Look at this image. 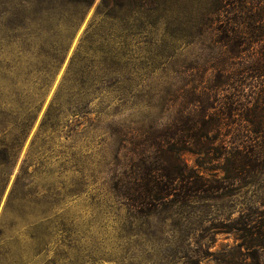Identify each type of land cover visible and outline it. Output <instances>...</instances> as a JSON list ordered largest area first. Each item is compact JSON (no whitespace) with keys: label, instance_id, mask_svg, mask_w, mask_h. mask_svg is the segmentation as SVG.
<instances>
[{"label":"rangeland","instance_id":"obj_1","mask_svg":"<svg viewBox=\"0 0 264 264\" xmlns=\"http://www.w3.org/2000/svg\"><path fill=\"white\" fill-rule=\"evenodd\" d=\"M155 1L0 0V139L16 145L0 200V221L7 226L0 264L257 263L262 253L245 235L264 222V159L224 181L223 159L217 158L244 146L264 149V137L250 143L236 134L244 127V106L251 109L264 97V79L255 83L243 75L250 52L230 61L233 71L213 68L223 55L191 37L185 18L154 14ZM206 5L180 0L166 9L185 14ZM154 28L166 37L162 53ZM219 76L231 78L232 87L215 93ZM190 93L215 107L209 117L218 118L226 102L237 109L226 120L229 127L202 141L214 161L192 154L196 148L179 130L165 148L178 152L182 166L214 190L190 194L180 204L166 196L154 213H137L112 190L111 178L132 168L126 162L132 142L138 145L134 163L145 159L156 167L162 154L154 138L179 122ZM125 133L128 140L121 141ZM17 180L42 203L25 214L34 225L42 219L38 230L20 221L16 205L4 214Z\"/></svg>","mask_w":264,"mask_h":264},{"label":"trees","instance_id":"obj_2","mask_svg":"<svg viewBox=\"0 0 264 264\" xmlns=\"http://www.w3.org/2000/svg\"><path fill=\"white\" fill-rule=\"evenodd\" d=\"M34 1V0H33ZM43 1V0H35ZM73 4L81 5L84 2L91 0H69ZM179 2L180 0H156V9L154 14L158 17L172 15L173 20L180 21L184 18L189 22V32L191 37L199 38L201 43L209 44V51L223 55L217 63H214L213 68L219 69L221 73H226L233 65L230 61L239 58L244 53L253 55L250 66H245L243 75L250 74L256 82H261L264 79V0H205L206 7L199 11H190L182 13L179 9L175 11L167 10L166 6L169 2ZM113 5H117L118 0H112ZM180 22H178V28ZM237 26L241 31L237 33ZM242 35L244 38H240ZM232 79H224L219 76L213 84L212 91L218 92L219 89L231 88ZM263 83V82H261ZM234 84V83H233ZM246 86V83H243ZM195 90V88H194ZM193 90V92H194ZM79 96V94H78ZM81 103V101H79ZM226 102L221 108L220 115L209 117L208 112L213 109L212 104L208 100L203 101L195 94L190 93L189 99L183 105L182 111L179 112V122L175 125L164 126L157 132L152 146L157 149L159 158L154 163L143 160L142 163H134L136 158V150L138 145L136 142L130 143L133 148H129L130 155L126 159L128 164H132V168L128 172L119 175H114L111 180L112 190L126 203L124 206L130 207L137 213H143V210L149 214L154 213L162 204V200L167 196H173V201L176 204L182 203L190 194L209 193L214 189H205V181L196 174L186 169V166L180 162V158L172 149L165 150L170 140L175 138V132L178 130L185 135L180 137L182 141L192 143L196 148V152L192 153L189 149H181L180 152H189L199 157L214 156L211 149L208 148L202 141L208 139L209 135L216 132H221L224 127H229L226 123L229 115L237 111L230 108ZM228 105V106H227ZM264 97L257 98L255 105L248 109L244 106V116L242 123L244 127L237 131L241 139H247L250 143L255 142L259 138H263L264 131ZM191 108V109H190ZM242 109V110H243ZM241 111V108H240ZM262 124V125H261ZM260 125V127H257ZM241 128V127H240ZM2 128L0 127V131ZM173 132V133H172ZM229 135V134H228ZM227 136V135H226ZM230 136V135H229ZM127 138V133L121 135ZM131 137V136H130ZM131 138H137L132 135ZM130 138V139H131ZM128 140V138H127ZM209 140V139H208ZM124 143L126 140L123 141ZM127 143V142H126ZM166 145V146H165ZM13 141H10L6 136L0 139V200L7 187V183L12 174V164L14 161L13 152L15 150ZM173 153L175 155H173ZM264 156V149L259 151H249L247 146H244L240 151L224 152L217 159H223L222 170L226 176L224 181H233L239 178L244 168H250L254 163L260 162ZM214 161V158H209ZM148 162V164H147ZM24 164V162H23ZM130 172L129 175L128 174ZM34 193L30 192L27 186L20 184L18 180L11 188L10 194L6 201L4 214L11 213L14 205L18 209V213L24 211L25 214H32L34 209H38L42 203L32 201ZM52 201L46 202L49 207L55 206ZM27 212V213H26ZM23 223L32 229L38 230L42 219L39 223H32L29 219H21ZM34 227V228H33ZM7 229L5 222L0 221V237ZM247 232V231H246ZM248 233V234H247ZM245 235L249 239L247 244H253L252 247L258 248L262 253L256 255L254 260L256 264H262L260 258H264V222L254 226L252 231H248ZM250 236V238H248ZM244 237V238H245ZM249 247V246H247ZM264 261V259H263ZM264 264V263H263Z\"/></svg>","mask_w":264,"mask_h":264},{"label":"snow or ice","instance_id":"obj_3","mask_svg":"<svg viewBox=\"0 0 264 264\" xmlns=\"http://www.w3.org/2000/svg\"><path fill=\"white\" fill-rule=\"evenodd\" d=\"M167 23H168V21L165 20V21H164V25L166 26ZM152 35H153L154 37H156V40H157V42H158L159 45H160L158 51L162 53L163 50H164L166 37L163 36L162 34H161V35H158V34H157V30H156L155 28L153 29ZM150 43H151V41H150ZM109 102H110V101H109ZM101 108H103V105H101ZM70 179H72V178H70ZM73 183H75L74 180H73ZM0 210H2V206H0ZM168 216H169V219L172 218V217H171V210H168ZM177 216H179V210H177ZM20 217H21V219H25V213H24V211H21V212H20ZM161 219H163V217H161ZM153 223H155V221H153ZM179 226H180V222H179V220L177 219V220L175 221V227L179 228ZM53 240H54V238H53ZM185 242H186V241H185ZM48 248H52V244H48Z\"/></svg>","mask_w":264,"mask_h":264}]
</instances>
